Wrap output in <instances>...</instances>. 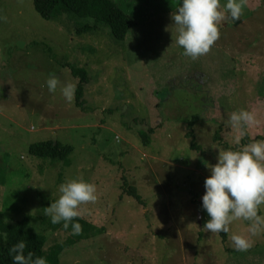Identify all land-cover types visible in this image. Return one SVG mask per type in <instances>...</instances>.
Listing matches in <instances>:
<instances>
[{
	"label": "rangeland",
	"instance_id": "rangeland-1",
	"mask_svg": "<svg viewBox=\"0 0 264 264\" xmlns=\"http://www.w3.org/2000/svg\"><path fill=\"white\" fill-rule=\"evenodd\" d=\"M170 2L174 7L164 12L134 6L141 25L125 42L110 38L105 25L78 36L92 20L47 21L33 0L1 2L0 212L15 192L36 218L44 200L59 198L62 183L97 186L96 201L81 212L104 231L70 246L62 264H264V232L253 236L248 221L236 220L224 243L221 233L203 228L209 217L200 203L219 150L244 146V131L226 123L229 113L254 111L259 124L248 133L264 140V0H246L239 21H222L220 38L196 60L174 43L171 16L180 0ZM72 68L93 77L82 107L76 95L71 102L62 95L64 84L78 87ZM50 74L61 81L55 93L46 85ZM149 129L156 132L144 146L140 132ZM191 131L199 150L191 147ZM54 138L73 146L67 159L30 154L31 145ZM131 187L142 203L126 193ZM39 224L32 226L48 248L70 237ZM233 234L252 246L235 250Z\"/></svg>",
	"mask_w": 264,
	"mask_h": 264
},
{
	"label": "clouds",
	"instance_id": "clouds-1",
	"mask_svg": "<svg viewBox=\"0 0 264 264\" xmlns=\"http://www.w3.org/2000/svg\"><path fill=\"white\" fill-rule=\"evenodd\" d=\"M245 6L246 0H226V3L221 0H180L171 16L178 32L174 43L192 60L206 55L220 38L221 22L239 21ZM60 84L55 74H50L46 80L50 93H55ZM61 91L65 100L71 102L76 85L66 83ZM226 123L234 129L244 130L258 125L259 120L254 111L240 109L229 113ZM235 143L240 144V137H236ZM209 168L211 174L205 179L202 196V208L209 219L203 228L213 234H227L234 221L244 220L249 222L251 235L264 232V216L258 214L264 205V140L250 142L239 150H219L217 163ZM59 192V198L44 208V215L53 225L62 223L65 230L71 226V234L80 235L81 206L96 201L97 186L83 179H71L59 186ZM0 237L6 239L7 234L0 233ZM231 241L238 251H247L252 246L248 237L239 234H233ZM26 247V242L20 240L8 249L12 264H48L46 257L26 252Z\"/></svg>",
	"mask_w": 264,
	"mask_h": 264
},
{
	"label": "trees",
	"instance_id": "trees-1",
	"mask_svg": "<svg viewBox=\"0 0 264 264\" xmlns=\"http://www.w3.org/2000/svg\"><path fill=\"white\" fill-rule=\"evenodd\" d=\"M1 2L2 0H0V5ZM33 2L36 12L47 21L58 20L64 16L69 17L70 19L78 18L77 20H92V25H86L75 32L78 36L89 33H98V31L101 30L100 27L105 25L108 27L110 38L112 36L116 42H125L130 31L141 25V21L136 19L138 17V10L135 9V7H138L141 4L146 6L153 4L156 9L159 8L160 11L163 12L174 7L171 5L170 0H33ZM165 19H167V17H165ZM72 74L79 80L75 92L76 105L82 107L83 102L80 100L84 97V87L86 84L92 83L93 77L84 69L72 68ZM194 123L195 122L192 124L194 125ZM243 131L245 133L243 145L254 142L252 141L247 128ZM154 132H156L154 129L140 132V137L143 141L142 145H150L152 139L151 135ZM194 136V131H191L188 135L189 140H191V147L193 150H199L201 148L196 144ZM220 137V133L217 132L215 139L220 141ZM231 149L237 150L236 147H232ZM29 151L30 154L36 158L52 161L65 160L73 152V146L64 145L59 140L54 141L50 139L48 141L31 145ZM25 176H29L28 173H26ZM126 193L140 203L143 202L141 195H139L135 188L131 187ZM14 198V201L8 200L3 206L4 209L2 208V211L0 212V233L7 234L6 239L0 237V264H12L11 256L8 255V249L20 240L26 242V252L32 251L36 256L46 257L48 264H62L61 258L70 246L83 241L84 237L88 236L92 231L94 234L97 233V235H99V232L101 231H98L97 227L87 220V217L81 215V217L78 218V222L82 225V232L80 235H72L71 226L69 229L65 230L62 223L53 225L50 222V218L44 215V208L49 207L52 201L46 204L44 200L42 204L39 205V216L34 218L31 214L24 212L21 207L20 202L23 201V199L20 197V192H15ZM193 201L194 200H192V202ZM11 214H22V217L14 222H10L8 221V218ZM33 222H38L40 223L39 225L50 230L62 229L67 231L70 234V237L66 242L48 248L47 237L43 233L37 232L36 228L32 226ZM103 231L104 230L101 232ZM221 235L223 242L225 243L227 241V234L221 232Z\"/></svg>",
	"mask_w": 264,
	"mask_h": 264
},
{
	"label": "crops",
	"instance_id": "crops-1",
	"mask_svg": "<svg viewBox=\"0 0 264 264\" xmlns=\"http://www.w3.org/2000/svg\"><path fill=\"white\" fill-rule=\"evenodd\" d=\"M153 99V97H151ZM252 141H256V140H259L256 136L255 137H251ZM262 140V139H260ZM258 214L261 215V216H264V211H262V209L260 208L259 211H258ZM245 225V224H244Z\"/></svg>",
	"mask_w": 264,
	"mask_h": 264
},
{
	"label": "built area",
	"instance_id": "built-area-1",
	"mask_svg": "<svg viewBox=\"0 0 264 264\" xmlns=\"http://www.w3.org/2000/svg\"><path fill=\"white\" fill-rule=\"evenodd\" d=\"M200 201H201V203H202V199H201Z\"/></svg>",
	"mask_w": 264,
	"mask_h": 264
},
{
	"label": "water",
	"instance_id": "water-1",
	"mask_svg": "<svg viewBox=\"0 0 264 264\" xmlns=\"http://www.w3.org/2000/svg\"><path fill=\"white\" fill-rule=\"evenodd\" d=\"M56 139L54 138V141H55Z\"/></svg>",
	"mask_w": 264,
	"mask_h": 264
}]
</instances>
